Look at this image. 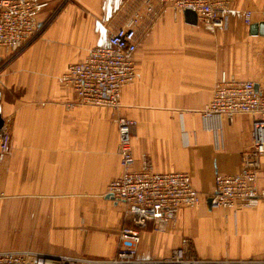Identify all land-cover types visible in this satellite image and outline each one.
<instances>
[{
	"label": "crops",
	"instance_id": "0c3cea01",
	"mask_svg": "<svg viewBox=\"0 0 264 264\" xmlns=\"http://www.w3.org/2000/svg\"><path fill=\"white\" fill-rule=\"evenodd\" d=\"M136 2L40 0V35L16 56L0 49V115L9 134L0 156V250L79 253L99 264L115 257L124 208L107 185L121 173L117 119L125 116L136 121L134 167L145 158L155 172L188 173L203 197L179 209L169 231L143 230L139 256L162 258L185 242L201 258H264V199L226 209L235 220L225 221L207 198L217 174L239 171L251 119L201 113L222 71L264 88V0H232L225 29L165 9L139 37L136 77L122 87L120 106L72 105L75 94L61 81L65 65L104 45Z\"/></svg>",
	"mask_w": 264,
	"mask_h": 264
},
{
	"label": "built area",
	"instance_id": "2783aa9c",
	"mask_svg": "<svg viewBox=\"0 0 264 264\" xmlns=\"http://www.w3.org/2000/svg\"><path fill=\"white\" fill-rule=\"evenodd\" d=\"M40 0H0V49L16 56L39 30ZM232 0H137L136 5L117 24L108 29L104 45L91 48L77 62L67 63L61 81L74 94L73 104L117 109L123 86L136 77L134 54L139 37L167 8L189 9L212 28L228 25ZM251 11L244 12V23L251 22ZM147 26H142L143 24ZM145 30H144V29ZM204 118H231L238 113L251 119L250 145L241 153V165L233 174H217L214 191L207 195L212 209L237 210L252 207L264 199L258 186L264 169V88L251 80L238 79L222 71L214 83L210 100L201 111ZM136 121L125 116L117 119V154L121 173L107 185V193L123 205L118 228L119 244L115 257L104 264H264V258L243 260L206 259L197 256L185 242L162 258L140 257L141 233L148 227L161 232L175 221L181 208L195 207L203 197L185 172L159 173L145 158L135 168L132 135ZM8 150V133L0 130V156ZM84 259L49 254L30 249L0 250V264H81Z\"/></svg>",
	"mask_w": 264,
	"mask_h": 264
},
{
	"label": "rangeland",
	"instance_id": "374dc122",
	"mask_svg": "<svg viewBox=\"0 0 264 264\" xmlns=\"http://www.w3.org/2000/svg\"><path fill=\"white\" fill-rule=\"evenodd\" d=\"M126 9L128 10V11H130L131 9H132V5H131V3H129L128 4V7H126ZM142 26H147L145 23L142 25ZM144 29V28H143ZM225 29V28H224ZM145 30V29H144ZM146 31V30H145ZM39 30H38V32L36 33V35L33 37V39L27 44V45H29L30 43H32L37 37H38V35H40L39 34ZM27 45L20 51V53L27 47ZM8 133V132H7ZM8 138H9V134H8ZM4 195V191H2V190H0V197H2ZM218 211H221L222 212V214H223V217H224V220L225 221H227L226 219H228V218H233L234 220H235V218H234V216L233 217H231L230 215H228V214H226L225 213V210L226 209H217ZM226 212H228V213H230V210H226ZM233 212V211H232ZM122 219H123V215H122ZM175 223V221H173L172 223H170L167 227H166V229L164 230V231H161V232H167V231H169V229L173 226V224ZM5 229H6V233L8 234L9 233V223H8V221L6 220V223H5ZM151 229V227H148V230L149 231H151L150 230ZM151 232H153V231H151ZM154 234H156V233H160V232H153ZM5 239L6 240H8L9 239V235H5ZM118 244H119V242H118ZM193 247V246H192ZM194 249V247L192 248V250ZM193 252H194V250H193ZM195 253V252H194ZM196 254V253H195ZM66 255H68V256H71V257H74V258H80V259H84V260H86L87 258H85V257H82L79 253L78 254H72V255H70V254H66ZM88 260H91V259H88ZM81 264H99V263H95V262H92V263H87V262H83V263H81ZM100 264H102V263H100Z\"/></svg>",
	"mask_w": 264,
	"mask_h": 264
},
{
	"label": "water",
	"instance_id": "95a60500",
	"mask_svg": "<svg viewBox=\"0 0 264 264\" xmlns=\"http://www.w3.org/2000/svg\"><path fill=\"white\" fill-rule=\"evenodd\" d=\"M184 15H185V18H186L187 22H189L191 24H195L196 23L197 15H196V13L194 11L189 10V9H185L184 10ZM259 25H260V27H262L264 29V21L261 22ZM255 26H256L255 24H253L251 26L252 31L255 30ZM262 32L264 33V31H262ZM3 126H4V120H3V118L0 115V130H2ZM208 202L210 203V199H208Z\"/></svg>",
	"mask_w": 264,
	"mask_h": 264
},
{
	"label": "bare ground",
	"instance_id": "6f19581e",
	"mask_svg": "<svg viewBox=\"0 0 264 264\" xmlns=\"http://www.w3.org/2000/svg\"><path fill=\"white\" fill-rule=\"evenodd\" d=\"M192 249V248H191ZM85 261V260H84ZM87 262V261H86ZM89 262H91V261H89Z\"/></svg>",
	"mask_w": 264,
	"mask_h": 264
}]
</instances>
